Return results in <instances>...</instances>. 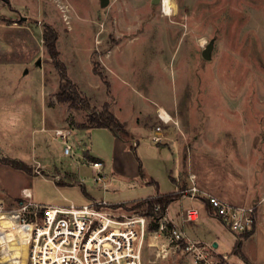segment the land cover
<instances>
[{
	"label": "rangeland",
	"instance_id": "374dc122",
	"mask_svg": "<svg viewBox=\"0 0 264 264\" xmlns=\"http://www.w3.org/2000/svg\"><path fill=\"white\" fill-rule=\"evenodd\" d=\"M151 1L107 0L101 6L100 0H0V25L29 27L28 36L0 37L18 38L15 47L0 43V203H83V189L112 204L114 213L145 214L142 264H264L263 219L244 238L207 214L201 202L179 194L165 210L163 235L149 228L158 217L146 207L132 208L141 198L174 191L171 176L179 177V192L188 186L185 159L181 167L175 162L181 144L202 184L224 182L225 175L240 182V194L251 190L250 201L229 202L257 206L264 194V0H172L175 5L165 11ZM44 24L57 31L59 58L89 110L56 100L59 76L43 45ZM210 42L205 58L202 49ZM26 56L34 57L30 64L23 63L30 61ZM104 103L126 123V135L114 136L104 127L79 132L92 108L99 111ZM159 107L176 123L160 121ZM157 125L159 143L151 140ZM58 127L72 130L77 156L100 157L108 187L94 183L91 169L63 154L52 138ZM3 157L22 160L32 173ZM35 161L48 179L35 173ZM189 205L200 209V217L182 222L181 209ZM14 218L0 213V264H25V232ZM172 226L194 239L185 235L179 246L172 245ZM236 239L243 255L236 252ZM191 242L205 247L187 249Z\"/></svg>",
	"mask_w": 264,
	"mask_h": 264
},
{
	"label": "built area",
	"instance_id": "2783aa9c",
	"mask_svg": "<svg viewBox=\"0 0 264 264\" xmlns=\"http://www.w3.org/2000/svg\"><path fill=\"white\" fill-rule=\"evenodd\" d=\"M157 117L163 121L159 112ZM70 135V129L59 127L53 130L52 138L62 144L63 154L69 156L73 163L93 170L94 183H103L105 187L103 161L89 159L86 155L77 156L69 141ZM162 138L161 128L157 125L151 140L159 143ZM35 163V173L46 178L40 172L41 164L38 161ZM83 182L84 178H79L78 183ZM180 194L181 199L201 202L207 214L217 218L234 234L249 231L256 224L258 211L255 204H235L203 191L193 172L188 174V186L181 189ZM64 201V204H40L26 198L12 208L0 203V213L14 216L25 232V264H142L145 214L114 213L111 211L112 204L104 200L89 199L76 203L70 198H64ZM154 209H159V205ZM199 217L200 209L195 205L181 209L182 222H195ZM166 220L165 215L157 218L154 234L164 235ZM167 237L177 247L185 235L182 230L172 226ZM186 247L201 252V247L205 246L191 242ZM196 258H200L199 253Z\"/></svg>",
	"mask_w": 264,
	"mask_h": 264
},
{
	"label": "trees",
	"instance_id": "16d2710c",
	"mask_svg": "<svg viewBox=\"0 0 264 264\" xmlns=\"http://www.w3.org/2000/svg\"><path fill=\"white\" fill-rule=\"evenodd\" d=\"M57 38L58 34L55 28L50 24H44L42 30L43 45L59 76L58 90L55 93V98L58 102L68 103L69 108L89 110L91 108L89 100L80 94L76 84L68 77L66 67L59 58V50L56 47ZM81 126L108 128L114 135L118 137H122L123 135L127 134L124 122L120 121L114 115V113L109 109V105L107 103H104L99 111H96V109L92 108L90 114L87 116L86 122L82 123ZM131 148L134 149V146H131ZM1 161L26 173H32L31 167L22 160L3 157ZM170 178L174 180L172 176ZM149 182L157 184L153 179H151ZM179 194V190L167 193H156L153 196H148L135 202L132 208L146 207L147 213L152 214L155 216V218H157L161 215H164L168 205L172 201L178 199ZM156 205H159V210L154 212V207ZM149 228L151 230H155L157 228V223L151 224ZM253 231L254 227L251 230L244 232L245 235H243V237H249ZM241 242L242 241L239 239H236L234 246L236 252L243 255L240 250Z\"/></svg>",
	"mask_w": 264,
	"mask_h": 264
},
{
	"label": "crops",
	"instance_id": "0c3cea01",
	"mask_svg": "<svg viewBox=\"0 0 264 264\" xmlns=\"http://www.w3.org/2000/svg\"><path fill=\"white\" fill-rule=\"evenodd\" d=\"M25 26H21V25H13V24H9V25H0V37L3 35L4 37H10V36H12V35H14V36H18V35H24V34H26L27 36H28V33H29V27L28 28H24ZM32 31V30H31ZM1 40V39H0ZM16 41H18V38L15 40L14 38H8V39H5V41L3 42V41H0V43L1 42H3V43H9V46H13V47H15V46H17V44H16ZM22 43V42H21ZM19 44V45H22V44ZM7 52V51H6ZM38 52V50L37 51H35V53H37ZM31 55V54H30ZM35 56H37V54L35 55ZM27 58H29V60L30 61H26V62H23L24 61V59L22 58V57H19V59L24 63V64H30L32 61H33V58L34 57H32V58H30L31 56H26ZM8 58H12L13 60H15V59H17V57H8ZM27 58H25L26 60H27ZM6 60H8L7 58H6ZM18 62V61H17ZM22 62H20V63H22ZM22 63V64H23ZM25 72H27V70L25 71ZM75 83V82H74ZM76 84V83H75ZM76 86H77V84H76ZM78 89V88H77ZM163 108V107H162ZM70 109H72V108H70ZM74 110V109H73ZM158 110V109H157ZM174 119V118H173ZM173 121V120H172ZM124 124H126L125 122H124ZM80 127H79V132H81V131H87V132H89V128H91V127H82L81 125H79ZM126 127V126H125ZM59 128V127H58ZM61 128H63V127H61ZM65 128H67V127H65ZM69 129V128H68ZM71 131V137H73V132H72V130H70ZM153 131H151V133H152ZM112 133V132H111ZM150 133V134H151ZM113 134V133H112ZM114 135V134H113ZM115 136V135H114ZM184 144H186V142H185V139H184ZM137 145V144H136ZM184 147H185V145H178V148H177V152L178 153H176V158H175V162H176V164H177V166L178 167H181V162H182V158H184L185 159V161H186V166L190 169V171L191 172H193V170L195 171V172H193V173H195L196 174V180H197V183H198V185L200 186V188H202V190L204 191V189L207 191H209V192H212L213 194H215V195H217L218 197H220V198H222L223 200H225V199H227L228 201H231V202H240V203H246V202H248V201H250L252 198H250V192H251V190L250 189H245L244 188V190H242V193L243 194H240L237 190L238 189H236L235 187H237V188H242V187H238V184L240 183V182H238V181H235L234 182V180H230V177H229V181L227 180L228 179V177L227 176H225V175H223V177L224 178H227L224 182H221V183H218V181L216 182V183H214V182H209V181H207V183L206 184H202V181H201V175L199 176V175H197V173H196V171L198 170L196 167H193V164H192V158H190L189 159V152H188V147H186V150H184ZM184 151H186V154L187 155H185V152ZM85 155H87V154H85ZM88 156V155H87ZM95 158H93L94 160L95 159H97V158H100V157H98V156H96V155H93ZM186 156V157H185ZM98 160H100V159H98ZM76 166V165H75ZM82 166H84V165H82ZM78 167V166H77ZM87 168H89V169H91L90 167H88V166H86ZM103 168H105L104 167V165H103ZM230 169V168H229ZM92 170V169H91ZM211 170V169H210ZM78 171V169L76 170V172ZM93 171V170H92ZM69 173V172H68ZM71 173V172H70ZM72 173H75V172H73L72 171ZM211 175V174H210ZM209 175V177L211 178V177H218L219 176V174L218 175H211L210 176ZM177 176H179V175H177ZM173 178H174V180H172V182L176 185V189L174 190V191H177L178 189H179V185H181L179 182H178V179H179V177H174V176H172ZM209 177H207L208 178V180H211ZM250 177V176H249ZM249 177H247V178H249ZM219 178V177H218ZM202 180H203V177H202ZM203 181H205V178H204V180ZM187 183H188V180H187ZM245 184H247V181H245L244 182ZM109 182L108 183H105V187L104 188H106V187H108L109 186ZM100 186H102V185H100ZM157 187V186H156ZM254 187V186H253ZM260 187H262V186H260ZM82 191L84 192V195H85V198L87 199V201L89 200V199H93V197L91 196V194L90 193H88L87 191H84L83 189H82ZM173 192V191H172ZM167 193V192H166ZM148 197V196H147ZM254 197H259L258 195H257V193L255 192V194H254ZM254 197H253V199H254ZM142 199V198H141ZM179 199V198H178ZM181 199V198H180ZM177 200V199H176ZM227 200H225V201H227ZM255 200V199H254ZM258 200V201H257ZM192 201V200H191ZM256 201H257V211H258V222H257V224L254 226V231H253V233L252 234H254L255 233V231H256V229H257V226H258V224H259V222H260V219H263L264 220V194H262L259 198H257L256 199ZM256 203V202H255ZM168 208V207H167ZM205 211V210H204ZM168 214V213H167ZM181 230L183 231V233H184V235H186V233H185V229L183 228V227H181ZM251 234V235H252ZM187 236V235H186ZM188 237V236H187ZM188 238H190V237H188ZM191 238H193V237H191ZM190 238V239H191ZM189 239V240H190ZM194 239V238H193ZM192 239V240H193ZM242 253H244V252H242ZM245 255V254H244ZM248 259V258H247Z\"/></svg>",
	"mask_w": 264,
	"mask_h": 264
},
{
	"label": "bare ground",
	"instance_id": "6f19581e",
	"mask_svg": "<svg viewBox=\"0 0 264 264\" xmlns=\"http://www.w3.org/2000/svg\"><path fill=\"white\" fill-rule=\"evenodd\" d=\"M160 3H161L163 11H165V9L170 10V7H173L175 5L172 3V0H160ZM157 112H159L160 116L162 117L163 123H166L171 120H173L174 123H176L175 120L172 119V116L170 115V113L166 111L164 108L159 107Z\"/></svg>",
	"mask_w": 264,
	"mask_h": 264
},
{
	"label": "water",
	"instance_id": "95a60500",
	"mask_svg": "<svg viewBox=\"0 0 264 264\" xmlns=\"http://www.w3.org/2000/svg\"><path fill=\"white\" fill-rule=\"evenodd\" d=\"M152 3H159L160 0H152ZM107 3V0H100V5L104 6ZM212 47V42H210L209 44H207L203 49H202V56L205 58L209 57V51Z\"/></svg>",
	"mask_w": 264,
	"mask_h": 264
}]
</instances>
